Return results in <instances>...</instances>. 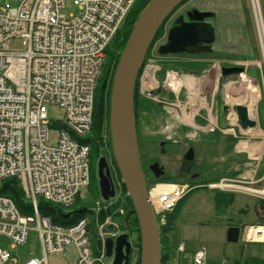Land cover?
<instances>
[{
  "label": "built area",
  "instance_id": "2783aa9c",
  "mask_svg": "<svg viewBox=\"0 0 264 264\" xmlns=\"http://www.w3.org/2000/svg\"><path fill=\"white\" fill-rule=\"evenodd\" d=\"M136 1L74 0L76 15L64 12L66 0H22L16 7L0 4V181L17 177L32 205L30 213H22L13 199L0 195V235L25 245L35 231L44 254L22 264H47L49 254L65 255L73 247L77 251L73 264H110L105 242L121 232L118 220L110 215L100 220L103 210L97 204L93 226L87 217L62 226L40 213L39 202L44 199L69 209L80 189L90 184L91 147L81 139L91 132L106 50ZM252 2L264 54L263 16L259 1ZM14 40L21 47L13 49ZM49 105L60 106L64 118L52 119ZM232 114L233 110L228 117ZM53 130L58 139L49 145ZM262 180L260 187H254L245 177H225L209 187L264 199V176ZM194 187L156 182L148 188L149 201L164 216ZM246 239L264 240V225L250 226ZM99 240L101 250L96 247ZM185 248L182 242L178 251ZM10 263L20 264L0 247V264ZM185 264H209L206 248L194 251Z\"/></svg>",
  "mask_w": 264,
  "mask_h": 264
},
{
  "label": "rangeland",
  "instance_id": "374dc122",
  "mask_svg": "<svg viewBox=\"0 0 264 264\" xmlns=\"http://www.w3.org/2000/svg\"><path fill=\"white\" fill-rule=\"evenodd\" d=\"M258 1L264 21V0ZM21 2L22 0H0V4L9 3L13 7L18 6ZM197 4H199L197 0H188L173 12V14L166 23L164 36L156 42L153 50L150 53V57L147 63L154 62L155 57L157 55V48L160 44L166 41L167 30L170 26L173 25L174 20L181 13H183L189 8L195 7V5ZM206 5L207 2H200V6H202L203 9H207ZM64 12L67 14L75 15L79 13L78 6L74 3V0H66ZM243 12L244 19L247 24L246 27L248 28L250 34H252L253 44L256 45V47H258L259 45L258 48L261 50L262 47L259 40L258 25L256 23L257 21L255 18V11L253 5L251 6V3H249L248 7L246 4H244ZM216 21H218L217 23H219L220 25H223V27L218 29V33L223 35L222 45L226 44L228 47H230L236 44L228 40L230 30L233 31L234 34H237L239 32H242L243 34V32H245L246 27L241 28V23L238 24L237 20L229 21L226 17L222 16L220 20L219 18H216ZM12 45V48L15 49L21 47V42L19 40H14ZM233 57H231V59H233ZM175 58L176 59H169L168 61H165L162 64V66H164L162 67L164 68L162 71V75H160V77L158 78L155 77V83H157V86L165 87L164 94L168 93L170 95H174V93H177L178 96H180L179 99L181 102H183L182 108L184 109V111H186V115L190 116L191 123L196 124L195 121L201 123L200 120L206 119L204 120L206 121L205 124H211V119L214 116L211 114V106L213 101V85L211 81L212 78H209V73L206 72L200 77L188 76L187 80L182 79L183 81H180L179 84V81L173 80L172 77H170V74H174L179 71V74L181 75L180 78H182L183 67L187 69H200L201 67L199 68L197 66L187 64V60L192 59L191 57L175 56ZM147 63L145 65V68L147 66ZM238 63L240 64L241 61H233L229 64ZM145 68L140 77V90H142V95L146 100L142 102L141 97L140 106H142V108L138 112L137 129L142 166L148 169V171L146 170L145 173V175L148 177V180H152V177H154V175L149 172L148 168V166L154 161H158L161 165L164 166V168L167 169L166 176H169L168 173L170 172V170H172V172L170 173H173L172 176L174 178H167L165 177V175H163V177H161L162 181L171 180L179 182L180 184L190 183L191 186H196L199 183H206L203 180H205L204 178L209 175H221L220 172H214L210 174V171L212 169L211 163L214 162L215 159L220 162V157L222 156L224 160V158H226L224 153L225 151H220L219 156L214 158V154H212L210 149H207L205 146H203L202 148L198 146L194 148L195 153L193 165V172L198 175V178H195V181H191L193 180L192 177V179H187L186 177H178L180 173L177 171V169L180 165L182 157L192 145L185 147L184 149L181 148V150L177 149V143H173L175 145H173L172 143H165L163 146L161 145V139L164 138V136L167 134L162 133L163 129L168 123L167 121L171 120V114L167 113L168 109H170L171 107H168V104L165 105L163 103L154 101V99L157 97L151 94V89H141V81L145 72ZM166 71H168V73H166ZM246 74L249 76V79H247V77H244V79H240L239 83H237L239 89H233L231 93L230 100L233 103L232 105H234L235 103L243 105L251 103L250 106L252 107V104L256 100H259V102L263 100L264 87L262 86V84L261 86H259L260 84L255 85L254 82L251 81L252 79L250 78V76L256 78L254 74ZM166 79H169V85L167 84ZM170 79H172V81H175L176 85H172V81H170ZM231 79L234 80V77L232 76ZM147 86L149 85L147 84ZM164 94H162L161 99V96H159L157 99H160V101L165 100L166 102H170V98H164ZM261 97L262 99H260ZM188 98L190 99L189 103L187 102ZM185 104L188 106L186 107ZM48 112L49 116L54 120H62L64 118V110L58 105H49ZM208 114H211V116L209 117ZM229 119L231 125L237 124L236 114L230 115ZM172 128L173 130L170 132L172 139H178L176 137L177 135L172 133L173 131L175 132L176 127ZM57 139L58 132L54 130L51 131L49 134L48 144H56ZM163 150H165V152ZM101 156L106 157L109 166L112 170L111 151L110 148L105 144L100 149L99 158ZM99 158L96 159V163L98 162ZM170 165L173 166L172 169H169ZM251 167L253 168L255 166L251 165ZM250 173H253L255 175L256 171H251ZM115 176L117 185V194L115 198L109 200L108 202H105L101 197L100 188L99 192L96 193V191H92L89 186H84L80 189L79 205L81 207L93 209L95 211L97 208V204H99L102 210H107L106 212L111 211L113 214L119 213L118 217L125 214L124 204L126 201V192L123 190L121 180L119 181V179L117 178L118 176L116 172L115 175L113 173V177ZM205 186L206 185H200L199 187H195L194 189H192V192L184 200L179 210L178 216L173 220L169 232L167 234H165L164 232V234L161 235V244L162 242H164L165 244V241H167V243L165 244L166 247L169 241L174 247L171 256L172 258L170 259L168 264L178 263L176 251L178 250L177 246H179L181 242H184L190 250L197 249L201 246L206 247L208 251V259L211 264H242V259L246 255H254L264 258V243L247 244L245 241V234L247 230V225H245V223L249 224L253 222L254 215L253 213L247 214V212H244V214H242L241 209L245 207V205L251 207L253 203L252 198L245 194H236L234 200L230 204H224V199V202L222 201L220 205H216V189L211 190L209 186ZM254 197L259 198L256 196ZM69 209H72V207H70ZM170 213H167L164 216L157 215L159 226L167 224L168 214ZM107 215H110L112 220L119 221V218H116L112 214ZM237 224L241 226L240 239L237 242H229L227 240L226 235L227 229L229 226L232 225L238 226ZM136 240L137 234L134 235V238L132 240L133 246ZM0 247L7 250L10 256L18 258L20 264L24 263L30 257H37L40 259L44 257L39 236L35 231H31L29 233L28 242L25 245H15L10 237L6 235H0ZM133 256H135L136 258L137 252H134ZM76 258L77 251L73 247L70 248V250H68L65 255L49 254L47 257V264H73ZM133 264H135V261Z\"/></svg>",
  "mask_w": 264,
  "mask_h": 264
},
{
  "label": "water",
  "instance_id": "95a60500",
  "mask_svg": "<svg viewBox=\"0 0 264 264\" xmlns=\"http://www.w3.org/2000/svg\"><path fill=\"white\" fill-rule=\"evenodd\" d=\"M185 0H150L136 19L126 44L120 54L110 93L109 128L111 149L115 164L126 187L134 208L129 215L136 214L140 226L141 255L140 264H162V244L160 226L148 196V184L142 166L138 139L135 109V86L147 53L161 26L170 14ZM189 19L180 15L174 20L166 33V41L158 46V54H183L201 51L200 47L216 41V28L209 20L214 16L211 11L193 9ZM245 71L243 66H223V77L238 76ZM229 106L224 107L228 112ZM235 111L243 129L257 127V121L250 116L247 105L237 104ZM186 161L194 160V149L190 148L184 156ZM149 169L159 178L165 174L158 161L150 164ZM100 194L104 201L115 197L112 172L106 157L101 156L97 164ZM195 177V176H193ZM112 230V226H109ZM241 228L229 226L227 240L237 242ZM97 247L102 243L99 240ZM132 242L127 233L116 239L106 240V253L113 255L112 264H129Z\"/></svg>",
  "mask_w": 264,
  "mask_h": 264
},
{
  "label": "crops",
  "instance_id": "0c3cea01",
  "mask_svg": "<svg viewBox=\"0 0 264 264\" xmlns=\"http://www.w3.org/2000/svg\"><path fill=\"white\" fill-rule=\"evenodd\" d=\"M197 1L199 4L195 5L196 9L200 11H211L214 13V17L211 19L212 24L216 28V41L213 44V50L218 54H225L227 55V57H223L221 59L192 58L187 60V64L197 67H200L201 65H210V68L207 70V72L209 73V78H212L211 81L213 85V101L211 108H213L214 111V116L211 119V125L219 126L221 129L217 128L216 130L211 131L207 128L208 124H205L206 121L204 120L206 119L200 120L201 123H198L197 121H195L196 124L191 123V118L190 116L186 115V111H184V109L182 108L183 102L180 101L177 93H174V95H170L168 93L163 95L164 98H170L169 100L171 102L167 105L168 107H171L167 111L168 114H171V120L167 121V124H171L172 127H176L175 132L173 131L172 133L177 135L176 137L178 139L173 140L178 141L177 149L179 150H181V148L184 149L185 147H188L190 145H192L190 147L193 148L198 146L202 148L203 146H205L207 149L211 150L212 154H214V158L219 156L220 151H225L224 153L226 158H224V160L222 156L220 157V162L215 159L214 162L211 163L212 169L210 171V174L214 172H220L221 175H211L210 177L215 179L218 178L217 180H220L223 177H236L237 175L238 177H245L247 182H251L250 184L254 187L261 186L263 184V180L260 181V179L264 176V99L261 102H259V100H256L254 102V105L252 104V107L250 108V114L252 113V118L257 121V127L251 129H243L240 125L235 126V124L231 125L230 123H228L227 115L222 112L221 107L223 103H228L230 105L233 104L230 100L231 93L233 89H239L237 83H239L240 79H244V77L232 75L234 77V80L231 79L232 76H230V78H226L227 80L225 79L226 81L224 80L222 83L224 93L222 92L220 98L214 96L219 87V84L221 83V67L233 61H241L240 65H243L245 67L246 73L254 74L256 76V78L250 76V78L252 79L251 81H253L255 85L260 84L259 86H261L262 84L263 86V50L262 48L261 50L258 48L259 45L258 47H256V45L253 44L252 34H250L248 28L246 27L247 24L245 22L243 12V5L246 4L249 7V3H251L252 0ZM199 1L202 3L207 2V9H203V7L200 6ZM222 16L226 17L229 21L237 20L238 24L241 23V28L246 27L245 32H243V34L242 32L234 34L233 31H229L230 34L228 35V40L233 43H236L235 45H232L230 47H228L226 44L222 45L223 35L218 33V29L223 27V25L217 23L218 21H216V18H219L220 20ZM175 56L176 55L160 56L157 54L154 62L147 63L141 81V89L144 90V88H149L153 90L157 86V83H155L154 81L155 77L158 78L160 77V75H162V71L164 69L162 68L164 67L162 66V64L165 61H168L169 59H176ZM231 57H233V59H231ZM167 72L168 71H166V73ZM147 84L149 86H147ZM188 99L187 102L189 103L190 99ZM144 100L145 98L143 97L142 102ZM185 106L187 107L188 105L185 104ZM208 115L209 117L211 116V114ZM228 124L230 125V127H227ZM172 130L173 128L171 129V131ZM251 165H254L255 167L252 168ZM251 171H256L255 175L253 173H250ZM245 195L250 196L252 198L253 203L251 207L245 205V207L241 209V213L244 214V212H247V214L253 213L254 215V221L249 224L245 223V225H247L248 227L253 224H264V201L262 199L255 198L254 196H251L249 194ZM238 226L241 228L240 225ZM246 243L261 244L264 243V241L253 243H249L246 241ZM252 256L254 255L244 256L242 262L246 258Z\"/></svg>",
  "mask_w": 264,
  "mask_h": 264
},
{
  "label": "trees",
  "instance_id": "16d2710c",
  "mask_svg": "<svg viewBox=\"0 0 264 264\" xmlns=\"http://www.w3.org/2000/svg\"><path fill=\"white\" fill-rule=\"evenodd\" d=\"M149 1L150 0H137L135 2L134 6L132 7L129 14L127 15L123 25L118 30L116 36L114 37L113 41L110 43L109 47L106 50L107 52L106 60L103 65L101 75L98 79V84H97L96 91H95L93 124L91 128V132L86 137L81 139V142L86 143L91 147V152H90L91 180L88 186L90 187L92 191H96V193L99 192V186H98V181H97L98 178H97V173L95 171L96 159L99 158L100 149L102 146H104V144L110 148L112 161L115 166L116 174L118 178L121 180V175L115 164V161L112 155V149H111V138H110V128H109L110 93H111L114 72H115L120 54L126 44V41L130 35V32L132 30V27L136 19L138 18L139 14L141 13V11L144 9V7L147 5ZM187 1L188 0H185L184 2H182L175 10H177L182 4H184ZM173 12L170 14V16L167 18V20L164 22V24L161 26L160 30L158 31L147 53L144 66L141 68L140 73L138 75L136 86H135V109H136L137 120H138V112L141 108L140 107V100H141L140 77L143 73L145 65L150 57V53L153 50L156 42L164 36L166 23L168 19L171 17V15L173 14ZM179 56H183V55H179ZM192 56L198 57V58H215V59L227 57V55L225 54H218L214 51L204 52L202 54L192 55ZM210 176L211 175H209L204 180L206 183H210L218 179V178L216 179L212 178ZM152 178H153L152 180H148V177H147L148 185L158 180H162L161 178L159 179L155 177H152ZM191 181H195V179ZM122 186H123V190L126 192V201L124 204L125 214L118 217L119 213L113 214L111 211H108V212L102 211L100 214V220H103L107 214H112L116 218H119L121 227L124 229V231H126L129 234V237L131 240H133L134 235L137 234V240L133 246L134 247L133 252H137V256L136 258L135 256H133L129 264H133L134 261H135V264H140L141 235H140L139 221H138V217L136 214L129 215L131 210L134 208V205H133V202L130 196H128L127 194V190L123 182H122ZM215 191H216L215 192L216 193L215 194L216 205H220L224 199H225L224 204L226 205L230 204L234 200L235 193H226L220 190H215ZM189 194H187L184 198H182L177 204V206L175 207V209L170 214H168L167 224L160 226L161 235H163L164 232L165 234L169 232L173 220L178 216L179 210L184 200L189 196ZM0 195L8 196L11 199H13V201L15 202V204L17 205V207L22 213H30L32 211L31 209L32 205L30 201L26 198L24 188L21 185V182L17 177H10V178H6L0 181ZM79 202H80V194L77 195L75 203L71 206L72 209H65L64 207L60 205L53 204L49 201L41 199L39 202V210L43 216L50 217L52 222L55 224H59L62 226H69L77 222L79 219L87 217L90 219V223L93 226L94 219H95L93 210L81 207L79 205L80 204ZM166 243L167 241H165V244ZM162 244H163L162 245V264H168V262L172 258L171 256H172L174 247L169 241L166 247H165L164 242H162ZM192 254H193V250H190L189 247H187L186 252H183V253H179L176 251L177 262L180 264L191 262ZM242 264H264V258L252 256V257L246 258L242 262Z\"/></svg>",
  "mask_w": 264,
  "mask_h": 264
},
{
  "label": "flooded vegetation",
  "instance_id": "af4514ba",
  "mask_svg": "<svg viewBox=\"0 0 264 264\" xmlns=\"http://www.w3.org/2000/svg\"><path fill=\"white\" fill-rule=\"evenodd\" d=\"M193 9H195V7H192V8H189V9H187L186 11H184L183 13H181L180 15H183L184 16V18L185 19H189V16H188V13L191 11V10H193ZM179 15V16H180ZM178 16V17H179ZM214 17V16H213ZM212 17V18H213ZM211 18V19H212ZM210 19V20H211ZM211 50L207 47V46H203V47H200V50L201 51H199V52H196V53H183V54H178L177 56H179V55H183V56H188V57H191V58H198V57H194V56H192V55H199V54H202V53H204V52H212V51H214L213 50V44L211 45ZM200 59H209V58H200ZM214 59V58H213ZM216 59H221V58H216ZM234 65H236V64H227V65H223V66H227V67H229V66H234ZM222 66V67H223ZM238 66H243V65H238ZM201 67V68H200ZM199 68L200 69H195V68H182V78H180V74H179V71L176 73V76H174L173 74H171L170 75V77H172L173 78V80H175V81H179V84H180V81H183L184 79H186L187 80V77L188 76H190V77H200V76H202V75H204L206 72H207V70L210 68V65L208 66V65H201ZM221 67V68H222ZM172 72H174V71H172ZM220 72H221V70H220ZM168 73V72H167ZM186 76V77H185ZM168 78V77H167ZM226 78H228V77H223V75H222V72H221V83L219 84V87H218V89H217V91H216V94L214 95V96H217V98H220L221 97V95H222V92H223V88H222V83H223V81L226 79ZM181 79V80H180ZM183 79V80H182ZM168 80L169 79H166V82H167V84L169 85V82H168ZM167 87V86H166ZM164 90H165V87H160V86H156L153 90H151V94H153L155 97H159V96H161L160 97V99L162 98V94H164ZM141 91V90H140ZM224 93V92H223ZM167 94V93H166ZM141 97L143 98V95L141 94ZM180 97V96H179ZM157 98H155L154 99V101H157V102H160V103H163V104H170L171 102H166L165 100H161L160 101V99H157ZM146 100V99H145ZM229 106V104L228 103H223V105H222V107H221V110H222V112L224 113V114H226L227 115V112H225L224 111V107L225 106ZM141 108H142V106H140ZM141 108H140V110H141ZM229 109H230V106H229ZM229 109H228V111H229ZM211 114L212 115H214V111H213V108H211ZM228 119V118H227ZM228 123H229V121H228ZM227 127H230V125L228 124L227 125ZM171 128H172V126L170 125V124H166L165 125V127H164V129H163V132L162 133H167L165 136H164V138H162L161 139V145L163 146L165 143H177L178 141L177 140H173L172 139V136L170 135V132H171ZM207 128L208 129H210L211 131H214V130H216L217 128H220L219 126H216V125H211V124H208L207 125ZM221 129V128H220ZM173 145H175V144H173ZM163 148V147H162ZM189 148H193V147H189ZM194 149V148H193ZM164 152H165V150H163ZM194 151H195V149H194ZM187 152H185V154H186ZM195 153V152H194ZM185 154L183 155V157H182V160H181V162H180V165H179V167H178V169H177V171L180 173L179 174V176L178 177H180V178H187V179H192L191 177L192 176H198V175H196L194 172H193V165H194V160L193 161H186L185 159H184V156H185ZM111 162V161H110ZM155 162V161H154ZM98 163V162H97ZM97 163H96V171H97ZM161 165V164H160ZM111 166H112V174L114 173V175H115V172H116V170H115V166H114V163H113V161L111 162ZM150 166V165H149ZM149 166H148V168H149ZM161 166H163V165H161ZM163 168H164V166H163ZM173 168V166H171L170 165V168L169 169H172ZM143 169H144V172L146 173V170L148 171V169H146V168H144L143 167ZM165 169V177H167V178H174L173 176H172V174L170 173V172H172V170H170V172L168 173L169 174V176H166V173H167V169L166 168H164ZM173 171H175V170H173ZM149 172H151V174H153L154 175V173L149 169ZM155 176V175H154ZM133 251L131 252V256H130V258L132 259V257H133ZM108 259V261L110 262V261H112L113 260V255L111 256V257H108L107 258ZM131 259H130V262H131ZM129 262V263H130Z\"/></svg>",
  "mask_w": 264,
  "mask_h": 264
},
{
  "label": "bare ground",
  "instance_id": "6f19581e",
  "mask_svg": "<svg viewBox=\"0 0 264 264\" xmlns=\"http://www.w3.org/2000/svg\"><path fill=\"white\" fill-rule=\"evenodd\" d=\"M172 79H170V81H172ZM171 83H172V85H176V82L175 81H172Z\"/></svg>",
  "mask_w": 264,
  "mask_h": 264
}]
</instances>
